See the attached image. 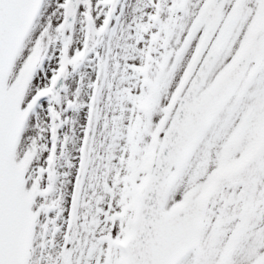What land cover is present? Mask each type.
<instances>
[{
    "label": "snow or ice",
    "instance_id": "snow-or-ice-1",
    "mask_svg": "<svg viewBox=\"0 0 264 264\" xmlns=\"http://www.w3.org/2000/svg\"><path fill=\"white\" fill-rule=\"evenodd\" d=\"M0 264H264V0H0Z\"/></svg>",
    "mask_w": 264,
    "mask_h": 264
}]
</instances>
